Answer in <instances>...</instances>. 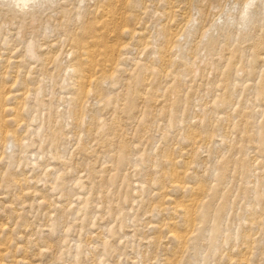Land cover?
I'll list each match as a JSON object with an SVG mask.
<instances>
[{
    "label": "rangeland",
    "instance_id": "obj_1",
    "mask_svg": "<svg viewBox=\"0 0 264 264\" xmlns=\"http://www.w3.org/2000/svg\"><path fill=\"white\" fill-rule=\"evenodd\" d=\"M0 0V264H264V0Z\"/></svg>",
    "mask_w": 264,
    "mask_h": 264
},
{
    "label": "bare ground",
    "instance_id": "obj_2",
    "mask_svg": "<svg viewBox=\"0 0 264 264\" xmlns=\"http://www.w3.org/2000/svg\"><path fill=\"white\" fill-rule=\"evenodd\" d=\"M26 1H29V0H26ZM26 1H25V2H26Z\"/></svg>",
    "mask_w": 264,
    "mask_h": 264
}]
</instances>
